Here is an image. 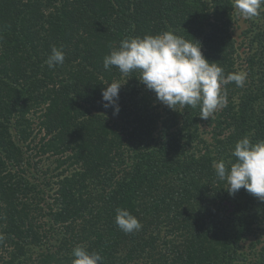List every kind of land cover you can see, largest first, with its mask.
I'll list each match as a JSON object with an SVG mask.
<instances>
[{
  "label": "trees",
  "instance_id": "1",
  "mask_svg": "<svg viewBox=\"0 0 264 264\" xmlns=\"http://www.w3.org/2000/svg\"><path fill=\"white\" fill-rule=\"evenodd\" d=\"M234 12V0H0V264H72L77 246L103 264H247L251 235L263 264L264 202L230 195L213 163L235 162L245 136L264 140V10L247 33L250 81L223 86L209 141L199 106L172 110L138 71L103 66L122 40L172 31L200 42L225 75L238 72ZM53 46L65 62L49 69ZM113 81L119 114L102 101ZM36 149L57 165L34 162L52 173L41 183L14 170ZM39 184L55 185L49 212ZM117 208L142 228L120 230Z\"/></svg>",
  "mask_w": 264,
  "mask_h": 264
},
{
  "label": "clouds",
  "instance_id": "2",
  "mask_svg": "<svg viewBox=\"0 0 264 264\" xmlns=\"http://www.w3.org/2000/svg\"><path fill=\"white\" fill-rule=\"evenodd\" d=\"M264 0H234V9L245 19L259 15ZM195 41V42H193ZM185 40L172 31L145 35L143 38H126L118 49L106 55L103 66L110 70L115 66L123 75L133 71L147 90L153 91L163 105L175 110L177 106L200 108V118L208 120L218 109L227 106V92L223 86L235 82L243 86L247 74L233 72L225 75L219 63L209 62L203 55L201 43L193 38ZM65 62L62 48L52 47L45 63L53 69ZM123 85L113 81L102 90L105 108L119 114V93ZM176 111V110H175ZM235 162L220 160L213 163L216 176L228 184V193L235 195L244 189L264 202V140L253 143L245 136L232 152ZM115 223L125 233L139 231L142 224L137 217L123 208L116 209ZM72 264H103V257L83 246L73 249Z\"/></svg>",
  "mask_w": 264,
  "mask_h": 264
},
{
  "label": "rangeland",
  "instance_id": "3",
  "mask_svg": "<svg viewBox=\"0 0 264 264\" xmlns=\"http://www.w3.org/2000/svg\"><path fill=\"white\" fill-rule=\"evenodd\" d=\"M264 10V5H262L261 7V11ZM259 12V13H260ZM253 20H258V17H252V18H248L245 19L244 17H242L241 15H239L237 13V11L235 10L234 12V23H233V27H232V36L235 39V48H236V53H235V67L238 70V72H244L247 74L246 80L243 84V86L246 88V82L250 81L248 76H249V72H248V67H249V62L247 61L248 56L250 54V38L247 36V33L250 32L251 28H252V21ZM242 86V87H243ZM222 109H218L214 115L210 118L213 119L210 120V118L208 120H203L202 125H201V130H202V135H204V137L206 139L211 140V136H212V125L210 124L211 122L214 123L215 119L217 118V114L221 112ZM107 116L111 115L109 113L106 114ZM110 119H114L113 116H109ZM35 130L38 131V126L37 123H35ZM27 155H31L32 158V162L30 161H26L25 163H23V165L15 168L14 170H20L22 171V176L24 177V179H28L29 181H32L34 183H41L44 181L45 178H50L52 176V173H48L46 177L44 174L43 170H47V168H51L52 171L53 169L57 166L54 163V158H50L49 155L47 156H43L41 154L38 153L37 149L36 150H25ZM38 163V169L42 168L43 170H40L39 172H37V170L35 169V163ZM55 172V171H54ZM38 185V184H36ZM40 185V184H39ZM42 191H45V197L44 199H42V204L41 206L43 207L45 212H49L50 211V205H52V202L54 200V190L55 189V185L53 186H45V185H40L38 186ZM41 195V194H40ZM264 226V222H262V227ZM262 231V233H264V231L262 229H260ZM53 233V232H52ZM259 234H261V232L258 231ZM51 235H56V233L51 234ZM51 235L49 237H51ZM261 236V235H260ZM261 238L263 239V237L261 236ZM257 237L255 235H251L249 236L248 240L244 242V248L243 251L247 254V256L249 257V261L247 262V264H254V259L256 257V253L257 250L260 249L261 245H258L256 250H251V246L254 242H256ZM264 264V262H263Z\"/></svg>",
  "mask_w": 264,
  "mask_h": 264
}]
</instances>
